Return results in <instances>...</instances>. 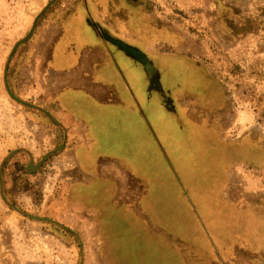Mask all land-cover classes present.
Masks as SVG:
<instances>
[{"label":"rangeland","instance_id":"374dc122","mask_svg":"<svg viewBox=\"0 0 264 264\" xmlns=\"http://www.w3.org/2000/svg\"><path fill=\"white\" fill-rule=\"evenodd\" d=\"M87 26L106 41L139 38L152 53L203 66L211 80L201 94L166 87L199 131L241 144L244 162L229 165L226 203H215L225 225L212 229L240 228L238 246L264 237V0H0V163L12 153L4 189L21 210L11 209L0 192V264H106L97 211L67 205L70 181L87 178L68 148L73 143L43 122L51 118L47 112L63 117L58 96L70 88L114 102L131 99L109 48L93 44ZM158 66L163 74L173 68ZM103 172L116 178L121 201H138L142 185L114 165Z\"/></svg>","mask_w":264,"mask_h":264},{"label":"trees","instance_id":"16d2710c","mask_svg":"<svg viewBox=\"0 0 264 264\" xmlns=\"http://www.w3.org/2000/svg\"><path fill=\"white\" fill-rule=\"evenodd\" d=\"M85 32L93 44L109 48L116 68L130 84L131 99L108 100L112 104L99 107L98 113L103 115L95 116L94 133L87 134L92 143L78 144L75 149L76 164L87 178L74 176L70 181L67 205L97 211V239L107 255L106 264H188L187 245L192 246L197 260L202 250L211 258L204 224L222 239H230L223 228L212 229L211 224H222L215 203H226L223 195L231 179L229 165L244 162L237 153L241 144L218 142L210 133H196L192 119L180 110L172 90L166 87L171 84L179 92L201 94L202 85L211 77L202 65L187 57L148 51L139 38L111 37L106 41L88 26ZM161 62L173 64L170 73L163 74ZM153 64L159 65V71ZM161 78H168L169 83L161 84ZM154 85L159 89L151 91ZM65 93L97 98L79 88ZM46 123L60 125L53 116ZM11 155L6 154L0 163V192L11 209L21 211L5 195L3 172ZM111 161L119 162L130 173V180L142 185L138 201L119 199L117 180L103 173ZM59 190L60 185L57 196Z\"/></svg>","mask_w":264,"mask_h":264},{"label":"crops","instance_id":"0c3cea01","mask_svg":"<svg viewBox=\"0 0 264 264\" xmlns=\"http://www.w3.org/2000/svg\"><path fill=\"white\" fill-rule=\"evenodd\" d=\"M75 96L76 98H73ZM75 96L66 94L65 92L59 94L58 101L60 102V104L62 103V111L64 113L63 117H59V115H57L58 117L53 116L50 112H47L49 114V117L53 116L60 122V125H57V127L64 132L61 134L64 135L67 142L69 141L73 143L72 146H69L68 148H72L74 150V154L76 146L78 144L85 143L89 145L92 143L93 140L89 138L87 134L94 133L93 130L96 125L94 119L96 120L98 118L95 116L103 115L102 113H98L100 111L99 107L102 104H112L111 101H103V99H99L98 97L91 99V97H84L79 93H77V95ZM77 96L81 97L77 98ZM136 109L138 110L139 108L137 107ZM46 121L47 120L43 121L44 124ZM86 137L89 142H87ZM62 147L64 148H62V150H58V154H60L61 151L65 149V146L62 145ZM59 148L61 149V146ZM106 165L107 167L108 165H114L118 169L122 170L125 176L130 177V173L128 172V170L122 167L119 162L111 161ZM233 196L236 199L237 195L233 194ZM207 230V239L204 240L210 243V245L207 246V252L208 254L210 252L211 258L206 257V252L202 250L200 251L201 260H196L197 257L195 256V251L191 249L192 246L188 247L187 245L185 246L184 250L186 253L188 264H264V237H261L260 240L253 239V244H244L243 246H238L235 243L234 237L237 231L240 232L238 236L243 235V233H241L243 231L240 228H238V230H235L233 233L226 231V234L230 235V239L226 238L229 239V241H226V239H222L221 237H219V235H216L214 233L211 234L209 232L210 230ZM250 234L252 235V233ZM261 235L264 236V230L262 231Z\"/></svg>","mask_w":264,"mask_h":264},{"label":"water","instance_id":"95a60500","mask_svg":"<svg viewBox=\"0 0 264 264\" xmlns=\"http://www.w3.org/2000/svg\"><path fill=\"white\" fill-rule=\"evenodd\" d=\"M28 170L33 172L36 170V166L33 163H30V165L28 166Z\"/></svg>","mask_w":264,"mask_h":264},{"label":"flooded vegetation","instance_id":"af4514ba","mask_svg":"<svg viewBox=\"0 0 264 264\" xmlns=\"http://www.w3.org/2000/svg\"><path fill=\"white\" fill-rule=\"evenodd\" d=\"M203 131H200V133H202ZM196 133H199V130L196 132ZM204 133V132H203Z\"/></svg>","mask_w":264,"mask_h":264}]
</instances>
